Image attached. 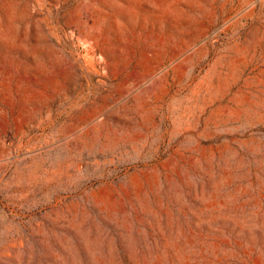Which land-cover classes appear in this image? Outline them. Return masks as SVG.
Masks as SVG:
<instances>
[{
    "label": "rangeland",
    "instance_id": "obj_1",
    "mask_svg": "<svg viewBox=\"0 0 264 264\" xmlns=\"http://www.w3.org/2000/svg\"><path fill=\"white\" fill-rule=\"evenodd\" d=\"M0 264H264V0H0Z\"/></svg>",
    "mask_w": 264,
    "mask_h": 264
}]
</instances>
